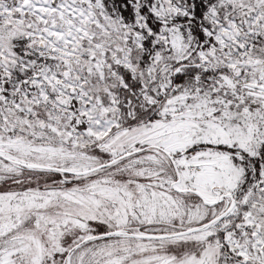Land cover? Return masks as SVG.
<instances>
[{
    "label": "snow or ice",
    "instance_id": "6c2138e0",
    "mask_svg": "<svg viewBox=\"0 0 264 264\" xmlns=\"http://www.w3.org/2000/svg\"><path fill=\"white\" fill-rule=\"evenodd\" d=\"M0 264H264V0H0Z\"/></svg>",
    "mask_w": 264,
    "mask_h": 264
}]
</instances>
